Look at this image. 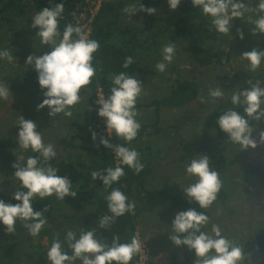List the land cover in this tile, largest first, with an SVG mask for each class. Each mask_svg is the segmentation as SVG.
Masks as SVG:
<instances>
[{
  "label": "clouds",
  "instance_id": "1",
  "mask_svg": "<svg viewBox=\"0 0 264 264\" xmlns=\"http://www.w3.org/2000/svg\"><path fill=\"white\" fill-rule=\"evenodd\" d=\"M180 3L181 0H168L170 10H176ZM191 3L204 17L210 18L209 26L218 34L229 36L234 19L242 20L246 13H256L255 19L251 15L247 17L248 22L254 25L251 33L264 35V0H259L255 7H249L241 0H191ZM122 11L130 16L137 11L153 15L158 10L143 4L137 9L134 4L126 6ZM64 12V4L60 3L54 7H44L33 16L31 27L39 29L36 36L40 38L41 45L49 46L51 51L43 55L30 54L25 61L37 72L38 84L45 97L37 105V111L47 107L50 118L61 113L71 118V109L81 102V90L89 86L97 74L93 60L94 54L100 49V43L90 39L86 26L79 23H69L61 32L59 21ZM236 33L241 40L244 39L241 28H237ZM175 51V45L171 42L162 48V60L155 65L158 72L166 71L175 58ZM239 57L248 61V71L254 73L264 62V50L252 48ZM14 58L8 49L0 50V60L11 63ZM133 63V57L127 56L122 67L127 69ZM253 81H246L250 85L247 90L232 92L230 102L233 107L223 111L215 122L227 134V141L240 145L241 151L257 147V141L252 136L255 129L250 126V121L259 122L264 118V87H261L260 80ZM111 83L113 86L110 95L105 98L100 94L96 101L100 105L97 114L105 118L108 134V138L101 137L100 143L112 150L119 165L127 166L138 175L145 167L140 153L124 144L111 143L110 137L114 133L125 144H131L137 138L141 129L137 117L141 113L136 104L138 98L145 94L144 84L137 76L125 72L113 75ZM10 96L12 98L8 84L0 81V100L7 101ZM224 97L225 91L217 86L208 90L207 99L200 96L199 100L202 104L216 103ZM237 108H243V115ZM16 125H19L17 144L22 152L19 155L12 152L16 156V162L12 164L15 169L13 176L19 181V187L12 199L19 203H5L0 199V224L4 226L6 234H15L17 221H21L28 234L35 238L47 224L44 212L48 211L47 207H44L43 212L34 211L32 202L35 198L44 200L55 196L63 201L69 196L76 198L78 192L72 190L69 177L58 175L59 169L50 163L57 155L55 146L44 142L42 132L37 131L36 123L19 115ZM96 138V133L92 132L93 141ZM259 143L264 144V130L259 132ZM29 150L38 155L26 158L22 153ZM119 165L92 171L90 174L93 181L100 179L103 182L105 190L111 189L105 197L110 215L99 217L98 226L101 229L108 230L117 218L125 214L135 215V202L130 201L119 188L112 187L125 175L124 167ZM185 170L189 176L195 178V182L186 186L183 194L189 203L198 205L200 209H209L223 187L220 173L210 166L207 155H197V158L191 159ZM209 223L210 217L204 211H197V208L180 211L172 221L173 234L169 239L176 247L183 246L194 252L195 259L192 264H245L248 257L243 246L225 237L217 224H212L211 230L205 231ZM95 233V229L81 228L77 238L76 231L68 230L64 241L53 239L47 250V261L49 264H76L77 261L80 264H130L133 257L141 251V243L136 236L129 243H121L119 235H113L111 243H108ZM65 243L71 254L65 251Z\"/></svg>",
  "mask_w": 264,
  "mask_h": 264
},
{
  "label": "rangeland",
  "instance_id": "2",
  "mask_svg": "<svg viewBox=\"0 0 264 264\" xmlns=\"http://www.w3.org/2000/svg\"><path fill=\"white\" fill-rule=\"evenodd\" d=\"M185 0H181L183 2ZM249 7H255L259 0H241ZM136 3H131L134 5ZM137 9L140 6L136 5ZM151 7V6H148ZM156 14L149 15L146 12L137 11L130 16L124 13L122 26L129 27L135 31L139 39L151 41L155 31L154 22L162 19H174L183 15L178 10H170L168 0L156 7ZM75 20L84 24L85 17H80L75 10ZM251 15L257 18L256 13H246L244 19H234L233 27L229 36L218 34L214 28H210V18L204 17L199 9L186 15L192 33L184 40L176 42L175 58L168 65L165 72L160 73L155 65L162 60V48L169 42L166 39H158L151 43L150 49L139 51L138 58L141 62L142 72L140 80L144 84V93L138 101H149L150 99L164 95L170 84L176 78H193L201 91L200 96L208 98V90L220 86L225 91V97L217 100L216 103H200L199 97L191 104L164 109L160 114L162 130L155 135L143 136L128 144L127 147L135 148L140 153V158L149 163L152 173L148 180L150 187H171L175 190L183 189L195 182V178L186 173V165L191 161L180 162L177 159V146L179 138L196 140L199 136L200 125L205 115L218 104H223L234 91H244L250 85L241 88H232L228 81L233 74H261L264 75V62L256 72L248 71V63L240 59L244 52L241 39L236 33L237 28L243 32L254 26L248 22L247 17ZM15 31H3L0 34V50L8 49L14 55L13 61L0 60V81L8 84L11 96L7 101L0 100V136H11L17 143L16 136L19 132V125H16L19 115L25 119L34 121L37 131L42 132L43 140L55 146L57 156L79 161L84 158L87 151L83 147L76 148L70 152L60 149L55 140L66 134L76 135V142L88 146L86 136L92 134L95 129L106 125L105 118H102V126L97 123L95 112L98 104H91L84 93L80 92L81 102L75 105L71 111L72 117H65L62 113L54 117L49 116L47 107L37 111V105L43 99L37 72L31 65L25 63L30 54L43 55L51 51L49 46H43L40 38L36 36L37 28L25 26L24 23L16 21ZM119 28H116V30ZM224 42L231 53V61L225 67L209 66L205 68L190 65L187 58L181 51V47L188 42L200 43L203 46L212 42ZM145 47V46H144ZM261 87H264V77L260 80ZM97 101V98L95 102ZM89 108L92 110L89 111ZM141 113L137 117L142 124L153 121L154 114L151 108H137ZM247 118V117H246ZM250 126L255 130L252 133L257 141L255 149L249 147L242 150L240 145L227 142L224 153L233 160V164L220 171L223 181V188L227 190L228 197L222 204L212 205L210 209V223L205 230L210 231L212 224L220 226L222 234L235 243L243 246L247 255L245 264H255L257 257L249 250V234L264 221V198L261 194L260 182L244 171L247 163L264 164V144L259 143V132L264 130V118L261 121H250ZM79 140V141H78ZM18 145V144H17ZM22 150L18 147V154ZM29 152L22 154L27 158ZM197 158V157H194ZM193 159V158H192ZM176 182V183H175ZM171 183V184H170ZM179 183V184H177ZM19 187V181L14 178H0V199L14 193ZM27 191V189H21ZM92 207L85 205V209L79 212L72 211L56 198L55 207L52 213L47 216V224L41 233L33 238L23 227V222L17 221L15 234H6L5 228H0V264H49L47 261V250L53 239L64 240L68 230L80 231L92 230L93 224L90 216ZM174 213L156 211L145 214L139 220L134 232L140 243L143 253L141 264H169L168 252L171 241L169 236L173 234L171 225ZM44 230H47L44 233ZM48 232V233H47ZM49 232L52 233L51 239ZM79 233H77V238ZM65 251L71 254L67 245H63ZM76 264H80L79 261Z\"/></svg>",
  "mask_w": 264,
  "mask_h": 264
},
{
  "label": "trees",
  "instance_id": "3",
  "mask_svg": "<svg viewBox=\"0 0 264 264\" xmlns=\"http://www.w3.org/2000/svg\"><path fill=\"white\" fill-rule=\"evenodd\" d=\"M164 1L101 0L99 8L91 20L89 30V38L95 39L100 43V49L94 54L93 60V65L97 68V74L93 78L92 83L81 90L91 104H96L95 100L98 93H101L105 98L110 95V89L113 86L111 77L113 75L125 72L140 79V73L142 72L141 62L138 58L140 50L143 48L150 49L151 43L158 39H166L168 42L175 44L192 33L186 15L197 8L193 7L191 0H185L178 6V12L183 15L170 20L160 17L158 22H154L155 31L150 42L146 39H139L135 31L121 25L124 15L122 10L131 3H136L138 6L143 4L145 7H156ZM84 2L85 0H0V34L3 31H15L14 25L16 21L23 22L25 26H31L33 16L40 9L54 7L60 3L64 4L65 9L59 21L62 32L65 25L69 23L76 25L72 13L76 10L77 5ZM253 27L243 32L244 39L241 40V43L244 52L251 51L252 48L264 50V35H253L251 33ZM116 28L119 29L116 30ZM181 51L190 65L200 68L209 66L222 68L231 61V53L224 42L214 41L207 46L188 42L181 47ZM127 56L133 57L134 63L125 69L122 64ZM246 62L248 63V61ZM263 77L264 75L261 74H233L228 84L232 88H241L247 85V80L253 79V82H255V80H261ZM200 93L198 83L193 78H176L164 95L154 97L145 102L137 101L136 108H151L154 119L141 125L136 139L158 134L162 130L159 122L160 114L164 109L179 108L191 104L199 97ZM230 97L223 104H218L205 115L196 140L179 138L177 146L178 161L187 162L197 157V155H207L210 159V166L217 172L233 164V160L224 153L228 142L227 134L222 132L219 129V125L215 123L223 111L233 107ZM236 110L243 115V108H237ZM94 132L97 136L95 141L92 139V134L86 136L88 146L77 143L75 141L77 136L74 134H66L55 140V144L64 151L70 152L76 148L83 147L87 151L84 157L86 158L85 160L74 161L56 155L55 159L50 163L53 167L59 169L58 175L69 177L73 185L72 190L78 192L76 198L65 197L62 203L75 212L84 210L86 204L91 205L92 229L96 230L95 235L97 237L106 239L108 243H111L112 236L119 235L121 243H129L134 236L135 228L141 217L156 211L174 213L176 215L180 211L197 208V211H204L210 216V209H200L198 205L189 203L187 197L179 190L171 187H150L148 180L152 173V168L148 162L141 159L145 167L138 175L127 166L119 165V161L115 154L112 153V150L105 148L100 143L101 137L108 138V136L103 135L100 129H95ZM110 142L128 146L122 139L116 137L114 133L110 137ZM13 151L18 154L16 141L11 136H0V178H14L15 169L12 164L16 162V156L12 153ZM30 155L38 154L29 152L28 156ZM118 165L124 167L125 175L112 187L119 188L128 196L130 201L135 202V215L125 214L117 218L116 222L108 230L101 229L98 226L99 217L105 214L110 215L105 197L110 193L111 189L105 190L103 182L100 179L93 181L90 174L92 171H99L107 167L114 168ZM244 171L260 182L261 194L264 198V164L247 163L244 165ZM13 194L11 193L3 199L5 203H19L12 199ZM227 197L228 192L222 187L213 205L224 203ZM55 202V196L47 197L44 200L36 197L32 202V206L34 211L42 212L44 207H47L48 211L44 212L45 217H47L54 210ZM2 226L0 224V228ZM46 231L44 230V233ZM48 236L51 239L52 233L49 232ZM64 245L67 244L65 243ZM248 250L257 257L255 264H264V221L249 234ZM168 259L169 264H192L195 256L194 252L189 251L186 247H176L171 242ZM130 264H138V254L133 257Z\"/></svg>",
  "mask_w": 264,
  "mask_h": 264
},
{
  "label": "built area",
  "instance_id": "4",
  "mask_svg": "<svg viewBox=\"0 0 264 264\" xmlns=\"http://www.w3.org/2000/svg\"><path fill=\"white\" fill-rule=\"evenodd\" d=\"M100 3H101V0H85L84 3L77 5V7H76V11L78 12L77 15H79L80 17H85L86 22L84 24H80V22L75 20V24L79 23L80 25L86 26V31L89 32L91 20H92L93 16L96 14V12L100 6ZM100 94L101 93L97 94V100L99 98L98 95H100ZM99 107H100V105H98L97 109ZM97 109H96V111H97ZM95 116H97V123H99V125L102 126V122H103L102 118L98 116L97 112L95 113ZM99 129L103 133V135L108 136L107 130H106V125H103V127H100ZM142 259H143V253H142V249H141L140 253H138V264H141Z\"/></svg>",
  "mask_w": 264,
  "mask_h": 264
}]
</instances>
